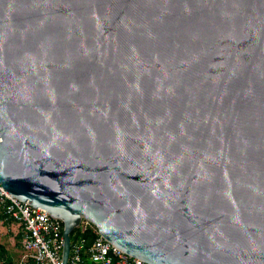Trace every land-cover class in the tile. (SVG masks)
Listing matches in <instances>:
<instances>
[{
  "label": "water",
  "instance_id": "1",
  "mask_svg": "<svg viewBox=\"0 0 264 264\" xmlns=\"http://www.w3.org/2000/svg\"><path fill=\"white\" fill-rule=\"evenodd\" d=\"M0 186L147 264H264V0H0Z\"/></svg>",
  "mask_w": 264,
  "mask_h": 264
},
{
  "label": "built area",
  "instance_id": "2",
  "mask_svg": "<svg viewBox=\"0 0 264 264\" xmlns=\"http://www.w3.org/2000/svg\"><path fill=\"white\" fill-rule=\"evenodd\" d=\"M85 227H91L93 237L87 241L79 236L71 239L69 234L65 264H147L111 246L86 219L81 218L74 228L82 231ZM0 229L9 240L18 237L20 252L10 264H62L61 221L44 210L19 201L1 186Z\"/></svg>",
  "mask_w": 264,
  "mask_h": 264
},
{
  "label": "trees",
  "instance_id": "3",
  "mask_svg": "<svg viewBox=\"0 0 264 264\" xmlns=\"http://www.w3.org/2000/svg\"><path fill=\"white\" fill-rule=\"evenodd\" d=\"M74 236H79L85 238V240L89 241L93 237V233L91 232V227H85L82 231H79L77 228H73L70 232L71 239ZM17 235L15 236V245L18 247L17 243ZM15 256L7 249L5 244L1 241L0 237V259L2 260L1 264H10L14 260Z\"/></svg>",
  "mask_w": 264,
  "mask_h": 264
},
{
  "label": "rangeland",
  "instance_id": "4",
  "mask_svg": "<svg viewBox=\"0 0 264 264\" xmlns=\"http://www.w3.org/2000/svg\"><path fill=\"white\" fill-rule=\"evenodd\" d=\"M3 229H0V237H1V241L5 244V246L7 247V249L16 257L17 254H19L20 250L19 247H17L15 245V240H9L7 236H5L3 234Z\"/></svg>",
  "mask_w": 264,
  "mask_h": 264
},
{
  "label": "crops",
  "instance_id": "5",
  "mask_svg": "<svg viewBox=\"0 0 264 264\" xmlns=\"http://www.w3.org/2000/svg\"><path fill=\"white\" fill-rule=\"evenodd\" d=\"M6 236V235H5Z\"/></svg>",
  "mask_w": 264,
  "mask_h": 264
}]
</instances>
